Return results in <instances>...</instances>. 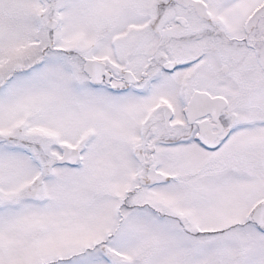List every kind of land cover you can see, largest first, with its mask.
Wrapping results in <instances>:
<instances>
[{"label":"snow or ice","instance_id":"6c2138e0","mask_svg":"<svg viewBox=\"0 0 264 264\" xmlns=\"http://www.w3.org/2000/svg\"><path fill=\"white\" fill-rule=\"evenodd\" d=\"M0 264H264V0H0Z\"/></svg>","mask_w":264,"mask_h":264}]
</instances>
